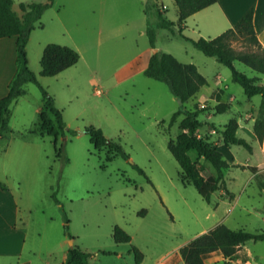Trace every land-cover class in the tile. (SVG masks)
Here are the masks:
<instances>
[{
    "label": "rangeland",
    "instance_id": "374dc122",
    "mask_svg": "<svg viewBox=\"0 0 264 264\" xmlns=\"http://www.w3.org/2000/svg\"><path fill=\"white\" fill-rule=\"evenodd\" d=\"M21 1L46 0H15V6ZM143 1L55 0L41 18L44 27L32 31L27 44L29 65L55 97L67 127L74 131H66L57 141L51 135L36 133L37 109L43 96L34 82L25 85V93L11 106L9 126L13 131L0 142V178L10 187L0 194V200L7 203L0 214V252L21 254L6 257L7 264H63L64 245H78L89 252L88 264H137L132 246L144 254L142 264H186L176 248L219 221L234 229L264 232V149L257 137L253 141L242 132L240 124L256 117L260 95L248 97L233 81L229 67L177 31L157 27L153 1ZM162 1L167 17L177 20L175 2ZM147 3L150 7L146 12ZM148 23L156 27L157 49L195 63L209 80L217 73L226 77V91L234 99L230 109L216 112L217 101L205 92V85L182 103L166 83L141 71L126 77L121 68L150 46ZM185 33L193 38L197 29L187 28ZM49 42L76 48L81 55L79 61L56 75H41V58ZM231 44L239 52L252 50L239 36ZM235 66L264 82V75L245 63L235 61ZM196 106L205 108L198 116L201 126L197 134L215 145L223 139V125L237 118L238 134L245 136L253 150L233 144L235 159L257 166L255 170L225 169L221 188L212 194L210 202L194 185L182 182V169L168 148L169 139H176L181 132L179 120L183 115L173 124L170 117L179 108ZM89 125L119 140L130 159L117 155L107 161V151L99 153L84 131ZM22 138L37 143L22 153L18 145ZM61 144L68 162L57 155L56 147ZM189 155L216 173L196 151ZM228 189L240 195L234 207V196L230 197ZM221 190L226 192L218 195ZM223 195L231 199L224 198L217 208L216 200L221 201L217 197ZM15 200L18 212L14 211ZM117 225L131 235L130 242L115 241ZM204 264H264V240L247 241L233 257L211 254Z\"/></svg>",
    "mask_w": 264,
    "mask_h": 264
},
{
    "label": "trees",
    "instance_id": "16d2710c",
    "mask_svg": "<svg viewBox=\"0 0 264 264\" xmlns=\"http://www.w3.org/2000/svg\"><path fill=\"white\" fill-rule=\"evenodd\" d=\"M152 1V5L157 9V27L167 28L172 33L177 31L180 36L190 40L196 48L206 55L216 57L220 63L231 69L233 81L238 82L242 86L248 97L260 95L261 99L253 129L258 141L263 142L264 82H258L259 76H249L235 66V61H241L264 75V46L258 37L254 24L255 10H248L233 27L226 29L215 37L194 39L182 32L183 23L190 15L213 4L216 0H174L178 7L177 21L167 17L163 9L164 5L160 3V0ZM53 3L54 0L21 1L18 4L19 9L16 10L14 8V0H0V38L16 36L17 52L16 73L9 83L8 92L0 99V138L3 136L7 137L9 135L7 133L13 131L9 126L11 104L24 94V86L28 82L36 83L43 96L42 106L38 113V129L36 133L41 136L51 135L57 141L58 137L61 134H65L66 131H74L67 127L63 111L56 105L55 97L31 69L27 53V44L32 31L44 26L41 18ZM146 6L147 12L150 6L148 3ZM146 32L151 47L156 48V27L148 23ZM237 36L245 39L252 50L237 51L231 44V40ZM80 56V52L72 46L49 42L43 51L40 73L44 76L56 75L76 64ZM143 73L148 77L166 83L173 95L182 103L194 97L209 82L208 78L199 70L195 63L182 62L173 54L162 50L152 53L149 64ZM222 95L223 92L217 99L216 112H224L231 108V103L223 101ZM204 109L199 106L194 109L179 108L172 114L169 119L170 124L176 122L180 115L183 116L179 120L181 132L176 139H169L168 148L182 169V182L194 185L200 195L210 202L212 194L221 188L225 169L230 167H248L251 170H255L256 166L230 163L223 151L215 144L198 136L197 130L201 126V120L198 116L200 111ZM165 120H161L160 124ZM238 128V119L235 117L229 119L221 130L223 142L227 146L233 144L243 145L249 151H252V144L245 137L238 134ZM84 131L89 135L91 143L99 153L102 150L107 151L105 155L107 161L117 155L130 159L131 156L122 143L107 136L100 127L89 125L84 128ZM63 148V144L56 147L57 155L68 162L69 157L64 155ZM190 151H196L199 158L203 157L209 161L216 173L203 164L199 165L197 159L193 160L189 155ZM133 166L145 174V170L139 164L133 162ZM0 187L8 189L7 184L1 180ZM229 193L230 197H233V192ZM53 196L57 200L55 194ZM68 222L69 220L67 219L66 228H68ZM114 239L116 242H130L132 237L117 225L114 227ZM249 240H264V232H253L245 228L234 229L225 223H218L210 230L197 235L181 246L179 252L186 264H204L206 258L215 252L222 253L225 258L233 257L242 245ZM132 249L135 252L137 264H139L144 254L136 246H132ZM90 255L89 252L78 245H72L66 252L63 264H88Z\"/></svg>",
    "mask_w": 264,
    "mask_h": 264
},
{
    "label": "crops",
    "instance_id": "0c3cea01",
    "mask_svg": "<svg viewBox=\"0 0 264 264\" xmlns=\"http://www.w3.org/2000/svg\"><path fill=\"white\" fill-rule=\"evenodd\" d=\"M54 3H55V0H54ZM142 3H144L143 0H142ZM160 3H162L164 5L163 9L166 12V10H165L166 4L162 0H160ZM15 4L16 3L14 0V8L17 10L18 6L16 7ZM250 9L255 10L254 24H255V27H256V30L258 33V37H259L262 45L264 46V0H216V2H214L213 4H211L207 7L193 13L192 15H190L186 19L185 23H183L182 32L186 35V33H185L186 29L189 28V31H190L192 28L193 30L197 29L196 35L193 34L194 36H196V37H193L194 39H198L200 37H206V38L215 37V36L219 35L220 33H222L223 31H225L226 29L233 27L238 22V20ZM177 20H178V18H177ZM177 20H173V21H177ZM176 29H178V27H176ZM186 36H189V35H186ZM189 37L192 38L191 36H189ZM153 49L154 48H152L150 45L144 51L138 52L128 62V64H126L125 66H123L121 68V71H123V73L126 74V77L131 76L133 73H135L137 71L143 72L145 70V68L149 64V60H150V57L153 53ZM157 50H160V49H157ZM1 52H2V55H0V58H3V61L0 65V99L3 96H5L6 93L8 92L9 83L12 80V78L15 75L16 70H17L16 36L0 38V53ZM182 62H184V61H182ZM198 68H199V66H198ZM225 78L226 77L225 76L223 77L222 73H217L215 76L212 77L211 80L208 79L209 82L207 85H205V87L207 89L206 90L204 89V90L209 95L213 96L215 101H218L217 99H218L219 95L221 94V92H223L222 100L231 103V101L234 100L231 98V96L233 94L227 93L226 90L229 87V85H228V83H226ZM24 88H25V86H24ZM22 96H23V94L21 96H19L13 103H17L19 98ZM13 103L11 104V106L13 105ZM41 106L37 109L38 113L41 109ZM210 115H208V116L210 117ZM254 120H255V118L253 117V118H250V120H241V123H240L241 127H242V129H241L242 132H247L246 135L249 136L250 140H253V141L257 137L255 132H254V129H253ZM242 136L245 137L244 135H242ZM7 138L8 137L3 136L2 138H0V142L4 141L5 139L7 140ZM19 141L20 142H18V145L20 146L22 153L26 152L25 150L29 148L30 144L37 143L35 140L28 139V138H22ZM8 142L6 145H3L4 151L7 150L8 146H9ZM259 143L261 144L262 148L264 149V140H263V142H259ZM216 146L221 151H223L226 159L230 163L240 164V162L235 159L236 155L233 152L232 146L225 145V143L223 142V139H221L220 142L218 143V145L216 144ZM252 150H253V148H252ZM262 158L264 159V154L262 155ZM245 166H248V165H245ZM250 166H253V165H250ZM0 180L5 182L1 178H0ZM7 186H8V189H2L0 187V194L6 192L5 190H7V191L9 190L10 187L8 184H7ZM228 191L233 192L234 199L229 198L228 195L227 196L223 195L221 197H217V199L221 200V201L216 200L215 205L217 206V208L220 206V204L222 202H225L224 198H229L233 201L231 204V207H234V205L240 201V198H239L240 195H237L234 191H231L230 189H228ZM224 192H226V191L221 190L220 192H218V195H221L220 193H224ZM6 206H7L6 201L0 200V214H1V212H3V210L7 209ZM13 207H14V211H15V209L17 210V212L19 211L20 207H19V203H17V200H15ZM221 222L222 221H219L218 223H221ZM203 231L206 232L208 230L204 229ZM244 245H242V247ZM69 247L70 246L65 247V245H64L62 248L64 251V254H63L64 259H65L66 252H67ZM241 248L238 250L237 253L240 252ZM178 249H180V246H179V248L178 247L176 248L177 251H178ZM176 253H178V252H176ZM215 253H217V252H215ZM215 253H213V254H215ZM20 254L21 253H18V252L17 253L0 252V259H1L0 264H7L6 263V257L14 256V255H20ZM10 264H12V263H10ZM16 264H23V263H20L18 261ZM139 264H142V263L140 262Z\"/></svg>",
    "mask_w": 264,
    "mask_h": 264
},
{
    "label": "water",
    "instance_id": "95a60500",
    "mask_svg": "<svg viewBox=\"0 0 264 264\" xmlns=\"http://www.w3.org/2000/svg\"><path fill=\"white\" fill-rule=\"evenodd\" d=\"M156 51H157V48H154V49H153V52H156Z\"/></svg>",
    "mask_w": 264,
    "mask_h": 264
}]
</instances>
